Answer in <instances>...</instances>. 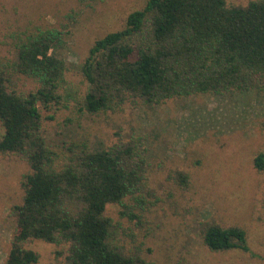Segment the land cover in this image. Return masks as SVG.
Listing matches in <instances>:
<instances>
[{
  "label": "trees",
  "instance_id": "1",
  "mask_svg": "<svg viewBox=\"0 0 264 264\" xmlns=\"http://www.w3.org/2000/svg\"><path fill=\"white\" fill-rule=\"evenodd\" d=\"M63 32L40 30L18 45L11 64L0 63V154L15 153L29 165L24 197L13 209L16 232L6 264H38L33 240L67 246L66 264H153L126 256L115 244L109 204L126 217L144 205L147 157L133 143L110 149L70 151L59 165L44 136L42 109L67 102L62 92L69 65L57 55ZM89 84L82 110L97 114L130 98L146 105L194 94L224 95L264 89V0H147L123 29L97 40L79 67ZM14 76L34 80L30 92L15 89ZM264 128V124H263ZM264 170V155L256 160ZM133 199L129 204L127 199ZM204 243L215 252L256 254L237 226L206 225Z\"/></svg>",
  "mask_w": 264,
  "mask_h": 264
},
{
  "label": "rangeland",
  "instance_id": "2",
  "mask_svg": "<svg viewBox=\"0 0 264 264\" xmlns=\"http://www.w3.org/2000/svg\"><path fill=\"white\" fill-rule=\"evenodd\" d=\"M254 0H227L247 5ZM147 0H0V63L15 61L18 45L40 30L63 32L57 53L66 61L72 97L42 109L43 132L59 165L70 151L133 143L147 157L144 205L134 219L109 204L115 244L126 256L153 264H264V89L177 97L146 105L130 98L121 106L90 114L82 110L89 84L79 67L95 42L124 28L128 16ZM15 89L37 83L14 76ZM4 128L0 122V138ZM30 170L22 156L0 154V264H6L16 232L15 206L22 204V177ZM127 202L133 204V199ZM246 230L256 254L215 252L204 243L206 225ZM38 264H66L67 246L33 240Z\"/></svg>",
  "mask_w": 264,
  "mask_h": 264
}]
</instances>
